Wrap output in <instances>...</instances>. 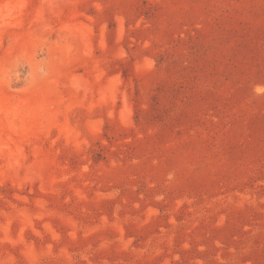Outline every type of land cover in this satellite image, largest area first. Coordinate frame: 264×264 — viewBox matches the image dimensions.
I'll return each instance as SVG.
<instances>
[{"label":"rangeland","instance_id":"374dc122","mask_svg":"<svg viewBox=\"0 0 264 264\" xmlns=\"http://www.w3.org/2000/svg\"><path fill=\"white\" fill-rule=\"evenodd\" d=\"M0 264H264V0H0Z\"/></svg>","mask_w":264,"mask_h":264}]
</instances>
